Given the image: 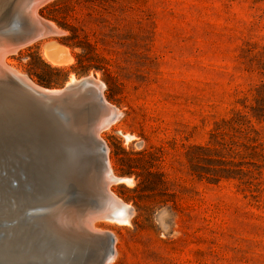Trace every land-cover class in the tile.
<instances>
[{"label":"rangeland","instance_id":"rangeland-1","mask_svg":"<svg viewBox=\"0 0 264 264\" xmlns=\"http://www.w3.org/2000/svg\"><path fill=\"white\" fill-rule=\"evenodd\" d=\"M41 13L69 31L56 38L74 60L50 62L39 41L11 65L48 88L99 73L123 111L104 138L117 174L134 180L116 191L136 214L103 225L118 236L112 264H264V101L247 112L257 156L228 129L239 143H225L226 163L195 147L264 82L249 54L264 50V0H53ZM215 167L230 177L216 181Z\"/></svg>","mask_w":264,"mask_h":264},{"label":"bare ground","instance_id":"bare-ground-1","mask_svg":"<svg viewBox=\"0 0 264 264\" xmlns=\"http://www.w3.org/2000/svg\"><path fill=\"white\" fill-rule=\"evenodd\" d=\"M52 1L0 0V264H112L118 236L103 225L133 223L136 208L116 186L134 180L117 174L109 153L105 165L104 151L94 146L99 139L107 144L104 133L123 111L106 97L99 73L71 74L63 87L42 86L48 92L42 96L29 86L38 83L10 63L12 54L39 41L50 62L74 60L56 38L69 31L41 13ZM65 91L61 99L49 96ZM12 119L21 141L3 135L15 129L8 127ZM19 120L27 122L25 134ZM125 136L143 144L135 134ZM105 203L107 214H118L101 222Z\"/></svg>","mask_w":264,"mask_h":264},{"label":"trees","instance_id":"trees-1","mask_svg":"<svg viewBox=\"0 0 264 264\" xmlns=\"http://www.w3.org/2000/svg\"><path fill=\"white\" fill-rule=\"evenodd\" d=\"M249 54L251 56V60H253L254 62V66L260 69L264 75V50L255 51V49H250ZM255 92L256 93L254 94L253 98H251L250 104L248 103L250 99L244 98L241 101L242 109L236 111L230 119L222 120L221 122L217 124V126L214 128L211 134L209 146H195L197 149H204V150L219 152L218 154L221 155L222 157L219 159L217 158L213 159L212 163L214 165L226 163L225 155L221 154V152L224 150L225 143H239V140L231 141V140L226 139L225 137L226 129L233 130V131H239V133L242 134L239 137V139H241L240 143H246L245 147L247 148V150L253 149L254 152L246 153L247 154L245 155L246 157L254 158L253 156H257L258 149L260 147L256 144H252V143H256L257 140L254 139L252 135H250V133L254 129L250 127L249 125L251 123V119L247 112L256 113L255 110H256L257 105L264 101V82L263 84H261L260 86L256 88ZM245 126H247V130H245L244 128ZM248 162L255 163V161H248ZM215 168H217V169H214L216 170L215 175L218 174L217 177H215L216 181H219L222 177H230V175L226 173L227 170L225 168L224 169H221V167H215Z\"/></svg>","mask_w":264,"mask_h":264},{"label":"water","instance_id":"water-1","mask_svg":"<svg viewBox=\"0 0 264 264\" xmlns=\"http://www.w3.org/2000/svg\"><path fill=\"white\" fill-rule=\"evenodd\" d=\"M31 39V37H29V40ZM10 71L12 72V73H15L12 69H10ZM16 74V73H15ZM29 86L31 87V88H33V89H35V90H37L40 94H43L42 96H48L47 94H48V92L47 91H45L46 90V88H43L41 85H39V84H35V85H30L29 84ZM70 87L69 86H67V87H65V90H68ZM67 94H69V92L68 91H65V92H62V93H59V94H57V93H52L51 95H49V96H51L52 98H57V99H61V98H63L65 95H67ZM101 96V95H100ZM101 98V97H100ZM102 100L104 101V99L102 98ZM10 112H12V110H9ZM20 121V125H21V127H22V129H23V132H22V134H25L26 133V131H27V128L25 127V126H22V125H27V122L26 121H22V120H19ZM11 126L12 127H15V129L14 130H12L10 133H7V135H5V134H3L4 136H6V138H9L10 140H11V142H14V141H21V139H23V138H21L19 135V133L17 132V130L19 131L20 130V128L19 127H17L16 126V124H15V121L13 122V119H12V121L9 123V125H8V127L9 128H11ZM19 126V125H18ZM18 128V129H17ZM26 136V135H25ZM36 137L38 138V139H40V141H43V139L44 138H42V134L41 133H38L37 135H36ZM26 138V137H25ZM45 140V139H44ZM94 147H100L104 152H102V153H100V155L99 156H101V158H102V160H104V163H105V165H107L108 163H109V156L107 155L109 152L107 151V144L102 140V139H99V144H97V145H95ZM113 199L114 200H118V198L114 195L113 196ZM102 207L100 208V209H98V211H99V213L98 214H100V216H99V218L100 219H102V218H107V219H112V216L114 215V214H118V213H116V212H109L108 214H107V212L109 211V205H106V203H105V205H101ZM108 210V211H107ZM91 223V222H90ZM105 264H109V263H105Z\"/></svg>","mask_w":264,"mask_h":264}]
</instances>
